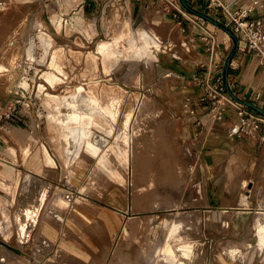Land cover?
Masks as SVG:
<instances>
[{
    "label": "rangeland",
    "instance_id": "rangeland-1",
    "mask_svg": "<svg viewBox=\"0 0 264 264\" xmlns=\"http://www.w3.org/2000/svg\"><path fill=\"white\" fill-rule=\"evenodd\" d=\"M4 1L8 5L0 13V65L11 68L0 74V107L10 105L13 99L22 100L21 110L28 116V124L32 118L40 126L38 133L28 134L37 139L35 146L44 143L57 160L64 171L60 183L70 193L59 189L63 199H50L47 186H40L43 183L35 179L33 183L23 182L20 173L8 184V193L14 192L9 198L0 197V264H70L53 259V249L44 245L37 233L33 234L32 225L46 203L47 207H69L78 197L81 202H74L72 214H67L66 209L63 220L67 215L76 220L74 210L81 209L88 213L87 221L100 220L102 216L104 222L116 223L119 228L110 245L104 247L100 260L92 264H261L264 248L260 256L255 249L246 251L244 263L239 244L240 237L250 235V242L264 245V225H253L260 214L247 224L241 223L238 210H233L242 206L236 205L239 194L250 195L248 187L253 188L256 182L239 190V178L228 169V193H235L233 201L238 196L233 207L219 206L227 204L220 197L225 184L222 179L214 182L216 208L207 207V180L201 169L207 148L202 149L199 144L207 135L191 138L185 120L177 116V110L184 111V105L172 100V90L182 80L169 75L170 69L183 62L190 68V64L200 61L198 36L190 32L191 21L203 26H198L202 32L210 29L215 37L216 32L224 35L229 44L227 52L223 51L219 61L214 62L218 65L216 78L223 75L227 57L234 48L233 39L188 11L180 0H90V7L83 8L81 3L69 12L64 8H47V0H38L40 5L37 0ZM185 1L230 28L225 17ZM55 14L59 18H54ZM11 32L17 35L16 47L11 60L6 62L1 56L6 52ZM183 38H193L194 59L185 54L186 49L192 53V47L188 40L183 41V46ZM219 41L217 37V44ZM217 49L220 51V46ZM206 54L210 61V54ZM250 55L253 54L240 50L239 44L233 59ZM255 62L260 64V77L264 61L259 57ZM199 67V72L206 74L207 67ZM229 70L234 75L229 85L236 97L264 110V96L249 100L246 87L239 82V72L231 66ZM226 93L220 99L228 112H233L229 107L242 108L264 119L238 103L227 90ZM146 102L151 113L142 118L148 111L142 108ZM136 111L139 115L130 129L129 122ZM214 113L203 119V125L209 121L212 131L229 132L233 123L215 121ZM259 131L257 128L254 135L241 136L227 133L226 137L257 140ZM6 134L0 132L1 137L19 148L18 141ZM80 135L89 144H84L81 151L86 161L74 158ZM213 140L211 148L222 151L223 143L221 147L217 145L219 138ZM3 152L1 158H14L5 149ZM46 153L51 158L47 150ZM20 155L14 158L15 167L31 171ZM67 158H74L68 173L63 166ZM78 177L80 181L75 180ZM84 184L81 193L79 189ZM262 186L264 194V183ZM250 217L245 216V220ZM259 233H263V238L257 240Z\"/></svg>",
    "mask_w": 264,
    "mask_h": 264
},
{
    "label": "crops",
    "instance_id": "crops-1",
    "mask_svg": "<svg viewBox=\"0 0 264 264\" xmlns=\"http://www.w3.org/2000/svg\"><path fill=\"white\" fill-rule=\"evenodd\" d=\"M26 1L27 3H30L33 0ZM188 1L192 3L194 7H198V9L202 7L204 9H207L208 4L212 0ZM221 1L225 4L231 5L234 9L246 7L252 3V0ZM89 2L90 0H47V2L44 4H46L45 6H47V8L51 7L55 8L56 10L64 8L66 11H71L74 7H77L81 3L84 4L83 8L86 6L90 7ZM38 4L40 5L39 1ZM78 15L82 17L80 13ZM54 16V18H59L56 16V14ZM252 16L256 18H262L264 20V0H260V4L254 10ZM190 25H192V28H198V26L201 29L203 28V26L199 25V23L196 21H191ZM192 28L190 31L191 33ZM207 28L209 29V27ZM198 31L199 32H196L195 34H193V36H198L197 42L199 45L197 47L200 48V61L190 64V68L186 67L183 62L180 67H172V69H170L171 72L169 73V75H174L176 77H179L180 80H182V82L175 86L172 90V100L182 101V104L184 105V111L178 109L177 116H179L180 119L185 120L186 128L191 138L200 139L204 136V134L207 135L204 141H200L199 143L202 149H204L205 146L207 148V151L205 152V155L203 156L201 162V169L203 170L202 173L206 176L207 180V207H211L213 209L216 208V191L214 187V182L218 179L220 181L221 179L225 180L222 195L220 193V197L222 196L224 201L227 203L224 205L220 204V208L233 207L232 204L235 202L238 196L235 197L233 201L235 193L231 192V190L228 193V189L230 188V184L228 185L227 182L229 176L228 169H231L234 172V175L236 173L235 176L239 178V190L246 189L251 182H256V185L253 188H250V186L248 187V192H251L250 195L245 194L243 196L239 194V201L236 202V205L242 206H237L236 208H233V210H238L236 211V213H238L239 215V221L241 223L247 222V224H249L254 215L260 213L259 219L254 220L253 224L254 227L255 225L260 227L261 225H264V194L261 193V190L263 188L262 184L264 183V124L260 123V131L258 132L259 138L257 140H242L241 138H239L240 140L238 141L240 143L236 141L237 138L227 139L225 131L224 133H217L216 131H212V127L209 125V121L207 122L206 126L203 125V119L211 113H209L211 103L207 98H203L202 96L205 88L202 85L200 79L202 78V76L205 75V72L200 73L199 66H201V68L207 67L208 70L212 62H210L208 59V56L206 54L207 52L205 49V43L202 41V36L205 34V32H202L199 28ZM216 35L220 38L219 44H217V46H220L221 51L220 52L217 49L218 55L215 56V59L213 61L217 63L219 61L220 54H223V51L227 52L229 44L227 43V40L225 39L224 35L217 32ZM204 51L206 53H203ZM194 53L195 51L190 56H188V59H194V56H196V54ZM237 56L238 54L235 57ZM256 59L257 57L255 55H250L248 58L239 56L238 60L233 59L231 64V69H237V71L239 72V82L241 83V86L244 85L246 87L245 94L247 95V97H249V100H256L259 96H264V73L262 76L260 75V77L257 74V70L260 64L258 62H255ZM236 63L238 64V67H234V64ZM2 68L3 70H5L8 67L7 65H4V67ZM232 77H234V75L232 74L231 70H229V83L232 82ZM229 108L234 113H230L226 110L224 120L219 123L231 124L238 119V110L233 107ZM136 113L134 112L131 117L132 121L129 122L131 123L130 126L135 125L134 122L137 120L139 112L136 111ZM150 113L151 111L148 110L147 113L145 112L144 115H142V118H144L146 115H150ZM22 115L23 117L21 121H4L0 130V132L2 131V133L4 134H6V132L9 133V135H6L10 137L11 140H17L20 147L17 148L15 145L12 144V142H9L4 137L0 136V155L4 153V149L8 153H10V156H13L15 160V156L21 154L20 156L23 162L28 165L31 171L28 170L27 172H23L22 169L16 168L14 158L11 159L9 158L10 156L5 157L9 158L11 161L0 157V164L3 165V167L0 168V197L9 198L10 195L13 194V190L11 193H8L7 186L9 183H12L20 173V175L23 176V182L28 183L31 180V182L33 183V180L35 179L36 182L39 183L40 181L43 183L40 186H47V190H49L51 194L50 199H55L56 197H60L61 199H63L64 196L63 194L58 192L59 189L61 191L70 193L68 188H66L65 184L60 183L61 179H64L62 178V174L64 171H62L57 160L54 159V157L52 156V154L44 143H41L39 147L35 146L37 143V139L33 138V136L31 135L36 132L38 133L40 126L37 123H34V120L32 118L30 119V124H28V116L25 113H23ZM34 125L36 126L35 128L33 127ZM132 128L133 127H131L130 129ZM30 131L32 133H30ZM28 133H30L31 135ZM82 134L87 133L84 132ZM215 137L219 138L217 142L218 146L223 143L222 151H219V149H214V147H212L213 149L211 148L212 143L215 142L213 140V138ZM77 142L79 144L73 150V153L75 154L74 158L78 157L80 161H86L83 158V153H81L84 144L89 146V144L86 143L87 140L85 139V136L81 137L80 135L79 138H77ZM206 143L208 144V146L206 145ZM18 150H20L21 152H19ZM46 150L51 155L52 159L47 157ZM225 150H227L228 152ZM74 158H67L66 163L65 161H63V166L67 173L68 171H70V165L72 164V159ZM230 158L234 159H232L234 163H230ZM127 160L129 163H131V159ZM219 167L222 169L221 171L219 170ZM80 169L81 167L78 168L79 175H81ZM75 180L80 181V178L78 177ZM84 187L85 184L79 189L81 193ZM38 188L37 190L39 193L40 190ZM232 188L233 187H231V189ZM235 190L237 189L235 188ZM80 198L81 197L76 198L75 201H73V204L74 202H81ZM73 204L69 207L63 205H56L55 207H51L52 204L51 206L47 207L46 203V205L43 207V209H41L38 216L36 217L35 222L32 225V227L35 226L33 234L37 233L41 240L44 242V245H46L48 248L53 249L52 257L54 260H64L66 262H69L70 264H92L93 262L100 260L104 247L110 245L114 234L118 232L119 228L116 223L110 224L104 222L102 220V216L99 218L100 220L94 218V221H87L86 214L88 213L81 209L74 210L73 214L76 220H71L68 215L63 220V214L66 209H69L67 214H72L70 209L73 207ZM233 210H225V212H231ZM247 215H251L252 217H250L249 220H245V216ZM58 220L59 222L55 224ZM249 227L250 226L248 225L247 228ZM250 238V235H246L244 239L240 237L239 240L240 253L243 255L242 260L244 263L246 260V251L250 249H255L258 255L260 256L264 248V245L260 247L258 243L250 242ZM262 238L263 233H259L257 236V240ZM243 241L245 242L244 252ZM260 263L264 264V260L261 259ZM246 264H249L248 261L246 262Z\"/></svg>",
    "mask_w": 264,
    "mask_h": 264
},
{
    "label": "built area",
    "instance_id": "built-area-1",
    "mask_svg": "<svg viewBox=\"0 0 264 264\" xmlns=\"http://www.w3.org/2000/svg\"><path fill=\"white\" fill-rule=\"evenodd\" d=\"M171 4L175 5L174 3ZM259 4L260 0H252L250 5L234 9L221 0H212L208 4V8L211 9L213 15L227 19V24L231 25L230 28L240 40V50L247 51L258 59L261 57L264 61V20L252 16ZM5 9L6 2L0 0V13ZM202 41L205 43L206 52L210 54V62H212L206 74L200 79L205 88L202 96L211 103L210 111L211 113L215 112L213 114L215 121L221 122L224 120L227 105L221 104L220 98L226 96L227 93L221 75L216 78L218 65L213 61L218 46L215 35L207 30L202 36ZM24 92L23 90L22 94L25 95ZM21 102L20 99H13L10 105L0 107V130L4 121H21L24 110H21ZM237 113L238 119L230 127V136L254 135L260 123L264 122L263 118L246 109L238 108Z\"/></svg>",
    "mask_w": 264,
    "mask_h": 264
},
{
    "label": "water",
    "instance_id": "water-1",
    "mask_svg": "<svg viewBox=\"0 0 264 264\" xmlns=\"http://www.w3.org/2000/svg\"><path fill=\"white\" fill-rule=\"evenodd\" d=\"M182 5L191 13L195 14L196 16H199L205 20H207L208 22L212 23L213 25L219 27L220 29L224 30L234 41V48L233 50L229 53L227 60L225 62V66L223 68V75H222V80H223V84L226 88V90L228 91V93L232 96V98H234L238 103L245 105L249 108H251L252 110L256 111L257 113L261 114L262 116H264V110L260 107H258L257 105L242 100L238 97H236L235 93L231 90L230 85H229V68L231 66L232 60L234 58V55L236 54L238 48H239V38L237 37V35L235 34V32L229 28L227 25L221 23L220 21L214 19L213 17L202 13L196 9H194L192 6H190L185 0H180Z\"/></svg>",
    "mask_w": 264,
    "mask_h": 264
},
{
    "label": "bare ground",
    "instance_id": "bare-ground-1",
    "mask_svg": "<svg viewBox=\"0 0 264 264\" xmlns=\"http://www.w3.org/2000/svg\"><path fill=\"white\" fill-rule=\"evenodd\" d=\"M7 6V5H6ZM23 28H24V26H22V31H23ZM197 30H198V28L197 27H193L192 28V35L193 34H195L196 32H197ZM21 31V32H22ZM9 34V33H8ZM16 33L15 32H11L10 33V36H8L9 37V39H7V44H6V52H5V54H4V56H1L2 57V59L1 60H4V61H6V62H9L11 59H10V57H11V55H12V53L13 52H15V47H16ZM181 36V35H180ZM186 40H188V43H189V46H191L192 47V53L194 52V48H193V46H192V41H193V38H189V39H185V38H183V40H182V45L184 46L186 43L185 42H187ZM183 41H185V42H183ZM166 43H168V41L166 42ZM185 43V44H184ZM30 49V48H29ZM191 51H188V49H186L185 50V54H187V56H190L191 54ZM178 59V58H177ZM2 67H4V66H0V74H2L1 72L2 71H4L3 70V68ZM7 67H9V66H7ZM143 100V99H142ZM142 100H140V103L142 102ZM223 101H221V103H222ZM140 106V105H139ZM151 106H150V104H148L147 102L145 103V105L143 106V104H142V108L143 109H147V110H149V109H151L150 108ZM142 108H140L139 107V111H141L140 109H142ZM136 109H137V107H136ZM138 111V112H139ZM140 113H142V112H140ZM147 113V112H146ZM137 114V113H136ZM132 121V120H131ZM133 123V122H132ZM131 124V123H130ZM132 127V126H131ZM227 133H230V131L229 132H227ZM227 133L225 132V134L227 135ZM132 138V137H131ZM131 149V148H130ZM132 152V151H131ZM132 173V172H131ZM46 187V186H45ZM41 204H42V202H41ZM41 207V206H40ZM195 211V210H194ZM190 212V211H189ZM188 212V213H189ZM254 214V213H253ZM260 214V213H259ZM189 215V214H188ZM258 215V214H257ZM190 216V215H189ZM187 217V216H186ZM252 217V216H251ZM180 218V217H179ZM192 218V217H191ZM181 219V218H180ZM179 219V220H180ZM193 219V218H192ZM263 220H264V218H263ZM169 221H170V217H169ZM188 221V220H187ZM187 221H185L184 222V224L186 223V224H189L190 225V222H187ZM177 222V221H176ZM180 222H182L183 223V220L182 221H180ZM224 223V222H223ZM232 224V223H231ZM167 225V224H166ZM235 242V241H234ZM23 243H25V241L23 242Z\"/></svg>",
    "mask_w": 264,
    "mask_h": 264
}]
</instances>
